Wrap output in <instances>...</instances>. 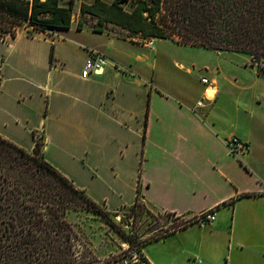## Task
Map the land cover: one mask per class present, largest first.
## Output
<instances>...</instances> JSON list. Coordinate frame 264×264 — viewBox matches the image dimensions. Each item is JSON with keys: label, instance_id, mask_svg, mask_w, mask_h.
<instances>
[{"label": "crops", "instance_id": "0c3cea01", "mask_svg": "<svg viewBox=\"0 0 264 264\" xmlns=\"http://www.w3.org/2000/svg\"><path fill=\"white\" fill-rule=\"evenodd\" d=\"M136 42L74 26L0 38V136L29 152L40 139L44 159L107 212L128 211L139 188L172 224L214 214L152 241L159 252L142 246L148 264H264V152L228 154L227 138L249 140L239 116L220 123L218 77L175 62L186 79H164L154 53L129 54ZM90 48L107 61L83 78Z\"/></svg>", "mask_w": 264, "mask_h": 264}, {"label": "trees", "instance_id": "16d2710c", "mask_svg": "<svg viewBox=\"0 0 264 264\" xmlns=\"http://www.w3.org/2000/svg\"><path fill=\"white\" fill-rule=\"evenodd\" d=\"M74 2L0 0V38H14L23 25L43 33L66 31ZM79 12L96 19L93 33H103L106 25H113L128 33L122 39L169 40L242 54L256 68L264 62V0H112L109 4L92 0L81 3ZM82 27L78 22L77 30ZM257 70L264 74L263 67ZM41 148L40 139L35 138L29 152L0 136V264H91L76 251L77 236L67 216L71 211L103 216L109 212L50 165ZM136 212L160 218L141 201L139 188L130 207V213ZM175 230L137 244L142 247ZM118 233L129 248L135 244Z\"/></svg>", "mask_w": 264, "mask_h": 264}, {"label": "rangeland", "instance_id": "374dc122", "mask_svg": "<svg viewBox=\"0 0 264 264\" xmlns=\"http://www.w3.org/2000/svg\"><path fill=\"white\" fill-rule=\"evenodd\" d=\"M103 1L109 4L112 0ZM91 2L92 0H75L71 26L76 27L77 23L81 22L83 24L82 30H91L96 25L95 18L81 15L79 12L81 3L89 4ZM123 8L125 11H130L128 4H123ZM104 31L113 33L118 37L128 35L127 32L113 25H106ZM3 37L9 36L3 35ZM130 41H137L136 43L143 45V40L140 38ZM153 42L154 49L156 48L154 52H150L144 46H131L129 44H126V50L132 56L154 53L157 60V72H162L164 79L169 77L172 81L178 80V78L186 79L187 76L184 75V72H179L174 68L175 62L190 68L196 76L203 73L204 76L218 77L221 93L217 105L222 108V113H224V115L218 113L220 123L228 127L229 115L233 119L239 116L238 121L240 124L243 123V132L249 141L247 143L240 139L248 145L251 155L259 151L264 152V74L257 70L260 67L264 69V62L258 68L254 66L252 70L250 65L244 66L245 57L237 54L215 52L199 47L179 46L169 40L155 39ZM254 70L260 76L259 78L254 75ZM224 77L234 80L233 84L226 81ZM209 93L212 92L209 91ZM236 107H239L241 111L236 113ZM259 161L261 162L260 167L263 168L264 158L259 159ZM260 178L264 181L262 175ZM101 209L107 211L103 207ZM129 219L133 222L132 235L124 229L125 223H128ZM67 221L77 236L76 251L85 257V262H91V264H124L125 262L135 264L132 262L133 253L137 252V257L141 258L139 256L141 245L137 243L141 244L160 233L175 229L178 225L172 224L168 219H153L145 213L138 214L136 212L132 214L130 211L123 210L109 212L105 216L88 211H71L67 216ZM118 232L132 238L135 244L129 248V245ZM158 245L159 242H152L145 247V250L159 252L160 246ZM221 264H225L224 257Z\"/></svg>", "mask_w": 264, "mask_h": 264}, {"label": "built area", "instance_id": "2783aa9c", "mask_svg": "<svg viewBox=\"0 0 264 264\" xmlns=\"http://www.w3.org/2000/svg\"><path fill=\"white\" fill-rule=\"evenodd\" d=\"M52 36L55 38L59 37L55 34ZM143 45L145 48H147L150 51H152L154 49V42L152 39L143 40ZM106 61H107V59L101 51H99L98 49H94V48L88 49V58L85 62V66H84V69L81 73V77L85 78L90 73H95V72L102 70ZM201 82L204 84H207L208 80L203 78V79H201ZM200 106H203V100H200L197 102V107H200ZM224 143H225V146L227 148L228 154L230 156L235 157V158L240 159L241 157H244L247 152H249L248 145L235 136H231V137L227 138L224 141ZM173 219H176V216H173ZM213 220H214V214L212 212H206L196 221H197V223H200V224H208V223L212 222ZM132 223L133 222L131 221V219H129L128 223H125V227H124L126 232L130 235L133 234ZM187 224L188 223L181 224L180 226H178V228H181ZM141 254L142 253H140V255H139L141 258H138L137 252H134L133 253L134 259L132 262H134L135 264H148L146 259ZM124 264H128V263L125 262Z\"/></svg>", "mask_w": 264, "mask_h": 264}, {"label": "flooded vegetation", "instance_id": "af4514ba", "mask_svg": "<svg viewBox=\"0 0 264 264\" xmlns=\"http://www.w3.org/2000/svg\"><path fill=\"white\" fill-rule=\"evenodd\" d=\"M128 211H130V209H129ZM193 223H197V221H191V222H189V223H188L187 225H185V226H188L189 224H193ZM174 224H175V223H174ZM178 226H180V225H177L175 229H181V228H178ZM175 229H172V230H175Z\"/></svg>", "mask_w": 264, "mask_h": 264}]
</instances>
